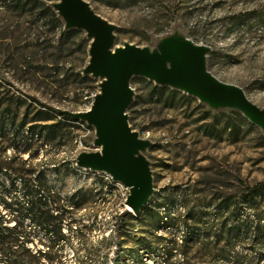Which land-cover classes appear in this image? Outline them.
I'll list each match as a JSON object with an SVG mask.
<instances>
[{"label": "rangeland", "instance_id": "rangeland-1", "mask_svg": "<svg viewBox=\"0 0 264 264\" xmlns=\"http://www.w3.org/2000/svg\"><path fill=\"white\" fill-rule=\"evenodd\" d=\"M85 1L116 25L115 46L152 48L175 29L208 46L206 69L264 107V0ZM36 13L6 10L0 0V110L7 107V113L0 111V166L16 176L24 161V169L43 173L63 197L80 192L83 203L72 210L76 223L71 230L63 225L67 237L59 264H222L216 257L221 244L179 249L180 229L168 223L155 228L148 209L168 198L171 213L194 207L213 222L216 206L230 205L222 209V219L236 203L240 217L253 221V209L239 197L264 180V132L237 110H212L180 90L132 76L134 94L126 112L131 128L151 141L144 155L153 186L147 205L134 215L124 203L127 188L103 172L75 165L77 153L95 150L93 127L53 112L85 111L98 91V80L81 72L89 39L79 29L62 35V20L51 26ZM254 208L264 220V196L255 198ZM251 236L234 242L235 250L264 264V243ZM33 239L44 247L42 231Z\"/></svg>", "mask_w": 264, "mask_h": 264}, {"label": "water", "instance_id": "water-1", "mask_svg": "<svg viewBox=\"0 0 264 264\" xmlns=\"http://www.w3.org/2000/svg\"><path fill=\"white\" fill-rule=\"evenodd\" d=\"M50 5L64 30H82L89 39L81 72L98 80L87 110H57L94 129L95 150L77 153L75 165L103 172L127 188L124 203L134 215L147 205L153 186L144 155L151 141L131 128L126 112L134 94L132 76L180 90L212 110H237L264 132V107L252 103L241 87L218 80L206 69L208 46L194 43L177 29L158 38L152 48L128 42L115 46L116 25L95 13L87 1L56 0Z\"/></svg>", "mask_w": 264, "mask_h": 264}, {"label": "trees", "instance_id": "trees-1", "mask_svg": "<svg viewBox=\"0 0 264 264\" xmlns=\"http://www.w3.org/2000/svg\"><path fill=\"white\" fill-rule=\"evenodd\" d=\"M2 6L6 10L23 12L37 11L38 18H49L51 26L61 24V19L49 4L38 2V0H2ZM78 32L75 28L64 30L62 35L70 36ZM84 41V39H83ZM87 40L86 47L89 44ZM88 48V47H87ZM166 89L167 87H157ZM10 101L13 99H10ZM18 98V97H17ZM16 98V101L19 99ZM2 100H0V103ZM8 105V104H7ZM44 107V105H42ZM7 107L0 110L7 113ZM50 109V107H47ZM42 113L41 111H38ZM63 119L76 122L67 115L53 110ZM45 114V113H44ZM46 115V114H45ZM44 115V116H45ZM41 121L49 120L48 117H40ZM51 125L43 128H50ZM48 134V132H47ZM24 161L18 167V175L11 176L0 166L3 177L0 178V264H59L61 258V244L66 240V233L63 232V225L71 230V225L76 223L73 219V208L79 207L83 201H79V191L63 197L53 186H51L43 173L35 172L34 169H24ZM264 196V180L245 190L240 199L253 209L256 218L253 221L240 217V211L236 203L232 205L230 214L222 217V209L230 207L216 206L213 222L206 220L197 208H190L183 214L177 215L170 211L171 201L158 202L148 209L149 216L154 219L155 228L160 224L168 223L180 229L179 242H175L179 249L188 247H201L203 249L221 244L217 260L222 264H256L258 261L249 257L242 251L235 250L236 241H245L251 234V241L264 243V220L259 219L255 212V198ZM165 206L167 209H165ZM163 207L162 210H157ZM155 208V209H154ZM261 213V212H260ZM75 226V225H74ZM120 227L115 221L114 228ZM42 231L46 236L44 247L34 245L33 235ZM29 243L32 245L30 246ZM172 250L165 253V262L171 258ZM150 256H153L150 255ZM182 260H185L183 258ZM255 260V261H254ZM187 264V262H182ZM194 264V263H191Z\"/></svg>", "mask_w": 264, "mask_h": 264}, {"label": "bare ground", "instance_id": "bare-ground-1", "mask_svg": "<svg viewBox=\"0 0 264 264\" xmlns=\"http://www.w3.org/2000/svg\"><path fill=\"white\" fill-rule=\"evenodd\" d=\"M127 209L130 211V209L127 207Z\"/></svg>", "mask_w": 264, "mask_h": 264}]
</instances>
